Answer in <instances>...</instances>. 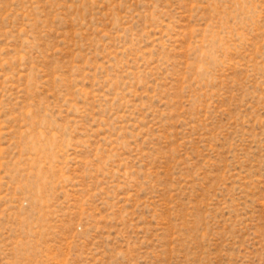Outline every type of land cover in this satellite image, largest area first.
<instances>
[{
  "label": "rangeland",
  "instance_id": "rangeland-1",
  "mask_svg": "<svg viewBox=\"0 0 264 264\" xmlns=\"http://www.w3.org/2000/svg\"><path fill=\"white\" fill-rule=\"evenodd\" d=\"M0 264H264V0H0Z\"/></svg>",
  "mask_w": 264,
  "mask_h": 264
}]
</instances>
